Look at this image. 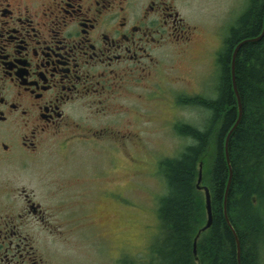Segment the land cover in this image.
Here are the masks:
<instances>
[{
  "label": "flooded vegetation",
  "instance_id": "1",
  "mask_svg": "<svg viewBox=\"0 0 264 264\" xmlns=\"http://www.w3.org/2000/svg\"><path fill=\"white\" fill-rule=\"evenodd\" d=\"M196 2L0 0V174L55 173L51 160L62 156L68 167L77 158L81 164L72 174L79 173L74 181L82 185L71 188L74 181L61 175L44 188L55 190L45 205L33 192L3 181L0 264H53L36 251L31 228L52 233L63 224L84 225L96 239L94 226L113 216L97 201L113 203V190L150 189L146 125H180L165 117V109L181 106V84L192 68L184 62L209 53L215 61L223 36L209 50L204 34L210 30L220 38L230 27L225 21L208 26L196 15ZM113 150L127 160L126 181L118 188ZM66 190L99 191L86 196Z\"/></svg>",
  "mask_w": 264,
  "mask_h": 264
},
{
  "label": "trees",
  "instance_id": "2",
  "mask_svg": "<svg viewBox=\"0 0 264 264\" xmlns=\"http://www.w3.org/2000/svg\"><path fill=\"white\" fill-rule=\"evenodd\" d=\"M263 19L264 0H246L216 54L214 97L197 94L182 99L208 114L202 127L186 122L176 126L177 134L190 142L176 156L158 162L165 192L158 197L159 229L144 264H238L233 231L239 241V264L260 263L264 248V35L241 44L234 59L241 117L227 141L231 179L225 209L229 224L223 199L229 174L224 140L238 117L231 53L241 40L260 34ZM199 163L201 183L210 193L212 219L196 240L195 258L193 239L206 218L203 191L196 188Z\"/></svg>",
  "mask_w": 264,
  "mask_h": 264
},
{
  "label": "rangeland",
  "instance_id": "3",
  "mask_svg": "<svg viewBox=\"0 0 264 264\" xmlns=\"http://www.w3.org/2000/svg\"><path fill=\"white\" fill-rule=\"evenodd\" d=\"M246 0H198L196 2L195 14L202 18L208 26L216 21L227 22L233 25L238 14L245 7ZM224 33V34H223ZM220 38L212 31L206 30L204 34L206 49L212 50L222 40L227 33V29ZM205 49V50H206ZM201 58V57H200ZM200 60V61H197ZM184 63L192 66L188 69L187 75L189 81L185 80L181 84L182 99L185 91L196 90L200 95L214 97L215 83L217 80V68L214 61V55L209 53V57L191 58L188 57ZM185 74V64L182 68ZM205 76H209L208 80ZM179 109L171 107L165 109V117L174 119L178 118L181 122L190 123L197 127H202L208 112L200 107L188 103H182ZM167 122L165 130L159 129V125H146L144 135L148 138L149 154L146 158V169L150 173L146 179V185L149 190H113V203L98 202V208L105 207L113 211L111 220L103 219L98 226H94L98 238L92 239V228L82 226H66L65 224L54 228L52 233L48 229L35 225L31 232L35 234L33 245L38 253L47 254L53 264H144L150 253V244L154 241L158 229L159 221L157 218L158 197L165 192L162 176L154 174L157 160L163 157L176 156L182 147L190 142L187 137H181L177 134L174 127ZM145 154V153H144ZM60 154H56L59 157ZM122 156V155H121ZM117 151L113 150V161L117 167L113 170V188L122 187L126 181L124 177L127 170V160L121 157ZM56 163L51 160L50 164L54 165L55 173L36 174L34 177L22 173L19 178L6 179L0 174V190L3 181L10 182L13 187L26 188L27 191L33 192L35 198L41 199L43 204H49L52 199L53 191L44 190L55 185L56 180H61L64 175L65 180H76L79 173L72 174L79 170L77 167L80 162L73 160L66 167V162ZM59 159V160H60ZM54 161V163H53ZM49 163V161H46ZM47 167L48 164L42 165ZM41 167V166H39ZM71 169H74L70 172ZM41 169H38L39 172ZM202 171V164H201ZM36 172V173H37ZM126 177V176H125ZM81 184H74L69 187H79ZM8 186L5 190H9ZM32 189V190H31ZM18 190V189H16ZM99 190H66L68 193L84 192L86 196L94 195ZM65 195V190H62ZM54 194V193H53ZM21 197L17 195V200ZM253 202H256L253 198ZM86 206L88 200H86ZM264 211V202L261 206ZM111 246V248H110ZM264 264V248L260 251V263Z\"/></svg>",
  "mask_w": 264,
  "mask_h": 264
},
{
  "label": "water",
  "instance_id": "4",
  "mask_svg": "<svg viewBox=\"0 0 264 264\" xmlns=\"http://www.w3.org/2000/svg\"><path fill=\"white\" fill-rule=\"evenodd\" d=\"M263 35H264V19H263V27H262L260 34L256 37L246 38V39H243L240 42H238L235 45V47L233 48L232 53H231V58H230L231 82H232L234 94H235L236 99H237L238 117H237L235 123L233 124V126L228 131V133L225 137V140H224V152H225V158H226L228 168H229V174H228V179H227V183H226V187H225V191H224L223 207H224L225 219H226L228 224H229V220H228L227 215H226L225 204H226L227 191H228V187H229L230 179H231V167H230L229 158H228L227 141H228V138H229V135H230L232 129L236 126V124L239 122V119L241 117V103H240L238 91L236 89L235 78H234V59H235L236 52H237V50L241 44H243L244 42H247V41L258 40ZM201 176H202L201 163H199L198 172H197V179H196V188L201 189L203 191L206 218H205L204 224L196 231L194 239H193V253H194V255L196 254V240L202 231H205L207 228H209V226L211 225V219H212L209 189L206 185L201 183ZM233 234H234V238L236 241V253H237V260H238V264H239V251H240L239 241H238L237 236H236L234 231H233ZM195 258H196V255H195Z\"/></svg>",
  "mask_w": 264,
  "mask_h": 264
}]
</instances>
